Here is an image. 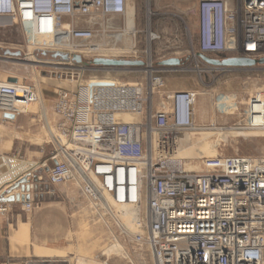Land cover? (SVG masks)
<instances>
[{
  "label": "built area",
  "instance_id": "1",
  "mask_svg": "<svg viewBox=\"0 0 264 264\" xmlns=\"http://www.w3.org/2000/svg\"><path fill=\"white\" fill-rule=\"evenodd\" d=\"M189 13L196 16L193 30L178 17L181 36L164 38L186 53L156 64L169 58L183 63L264 58V0H195ZM155 15L146 0L149 47L160 39L150 30ZM0 19L17 24L27 57L60 51L88 62L102 37L120 44L115 37L128 28L127 0H0ZM135 60L144 61L145 76L133 84L83 82L79 77L89 65L58 62L72 71L75 89H58L55 95L58 121L47 182L75 185L102 221L147 249L154 264H264V154L206 157L202 171L186 170L173 154L178 138L215 124L196 123V91L166 93L165 69L154 67L150 55ZM37 101L32 87L0 81L1 112L17 115ZM263 102L258 96L248 99L252 128L262 127L254 124L255 115L264 123ZM258 103L261 110L255 113ZM22 194L18 201L30 211L34 205ZM119 207L136 210L131 230L109 215Z\"/></svg>",
  "mask_w": 264,
  "mask_h": 264
},
{
  "label": "rangeland",
  "instance_id": "2",
  "mask_svg": "<svg viewBox=\"0 0 264 264\" xmlns=\"http://www.w3.org/2000/svg\"><path fill=\"white\" fill-rule=\"evenodd\" d=\"M184 1L182 6L186 10V15L173 12L172 15L151 17V27L158 29L157 34L160 36L159 40L151 42V47L147 46L145 34L132 36L131 49H124L122 40H119L120 44L114 45V39L105 36L96 42L99 50L93 52L88 61L97 57L126 60L146 59L150 55L154 67L165 69L166 87L197 92L196 123L204 127L215 124V127L195 131L178 138L173 154L186 170L202 171V159L206 157L235 153L264 154V129L250 127L248 113L249 98L258 96L264 100V65H256L253 69L221 68L205 60L198 63L189 61L176 68L156 64L168 57H180L187 51L171 47L164 39L170 36L159 34V30L163 28L168 30L182 28L178 17H182L193 30L196 16L191 15L189 10L194 9L195 0ZM151 10L153 12L152 7ZM22 44L23 36L17 24L12 21H0V48L21 53L17 57L0 53V80L22 81L24 85L35 87L38 92L44 89L52 91L58 88L71 89L74 87L75 83L71 79L72 71L67 70L69 67L66 64L60 65L58 62L38 60L33 55L25 59L23 56L25 48ZM144 76V68L141 66L89 65L81 73L79 79L83 82L118 81L133 84L143 81ZM33 90L36 92L35 89ZM38 92H36L38 95L36 103H42ZM253 109L255 113H259L261 104H256ZM252 120L257 122L258 116H253ZM52 130L54 128L47 133L48 157L53 149ZM66 185L71 191L67 204L70 207L69 214L74 216V229L78 240L75 248L80 257V264H104L105 261L108 264H154L147 249H139L136 245L122 239L114 226H107L102 221L101 214H98L91 202L81 195L75 185ZM112 214L114 219L123 222L128 229H132L131 222L136 214L135 209L119 207L112 210Z\"/></svg>",
  "mask_w": 264,
  "mask_h": 264
},
{
  "label": "crops",
  "instance_id": "3",
  "mask_svg": "<svg viewBox=\"0 0 264 264\" xmlns=\"http://www.w3.org/2000/svg\"><path fill=\"white\" fill-rule=\"evenodd\" d=\"M184 2L150 0V7L159 16L182 14L186 12ZM145 6L146 0H127V25L134 27V37L147 32ZM150 30L158 33L151 26ZM159 34L181 36L182 28H163ZM58 89L39 90L42 103H32L12 118L0 111V209L5 208L0 213V264H80L74 216L69 214L67 204L71 191L67 185L52 186L47 182L48 167L53 163L47 154V133L58 121L53 112ZM174 90L177 89L167 86L165 92ZM157 108L166 109L160 105ZM23 192L24 200L34 205L30 211L18 201L23 199Z\"/></svg>",
  "mask_w": 264,
  "mask_h": 264
},
{
  "label": "water",
  "instance_id": "4",
  "mask_svg": "<svg viewBox=\"0 0 264 264\" xmlns=\"http://www.w3.org/2000/svg\"><path fill=\"white\" fill-rule=\"evenodd\" d=\"M0 53L8 56H20L21 53L19 51H10L8 49H1ZM33 56L38 60L51 61V62H59V63H74L76 65H92V66H102V67H134V66H143L144 61L142 60H126V59H112V58H103L97 57L92 59L91 61L84 62L82 57L77 54L68 55L67 53H63L60 51H35ZM206 62L216 65V66H224V67H251L256 64L264 65V58L256 61L248 60L245 58H227L221 61L218 60H210L204 59ZM162 66H179L181 65V61L176 58H169L159 63ZM13 115L7 114L5 117L12 118Z\"/></svg>",
  "mask_w": 264,
  "mask_h": 264
},
{
  "label": "bare ground",
  "instance_id": "5",
  "mask_svg": "<svg viewBox=\"0 0 264 264\" xmlns=\"http://www.w3.org/2000/svg\"><path fill=\"white\" fill-rule=\"evenodd\" d=\"M129 13V12H128ZM132 36H133V27L129 25L128 23V28L122 33V34H118L116 35V40H122L123 41V48L124 49H131L132 48ZM258 116V121H254V124H257V125H260L262 126L259 130H263L264 129V123H263V120H262V117L260 115H257ZM131 117L129 116H122V117H119L120 120H123V121H128V120H131L130 119ZM261 118V120L259 119ZM190 171H193V170H190ZM107 208V207H106ZM95 209V208H94ZM108 209V208H107ZM97 210V209H95ZM114 210V209H113ZM98 214H99V211L97 210ZM109 215L114 218L113 214H112V210L110 211L109 210ZM102 217V215H100V218ZM116 219V218H115Z\"/></svg>",
  "mask_w": 264,
  "mask_h": 264
},
{
  "label": "trees",
  "instance_id": "6",
  "mask_svg": "<svg viewBox=\"0 0 264 264\" xmlns=\"http://www.w3.org/2000/svg\"><path fill=\"white\" fill-rule=\"evenodd\" d=\"M181 64H184V63L181 61Z\"/></svg>",
  "mask_w": 264,
  "mask_h": 264
}]
</instances>
